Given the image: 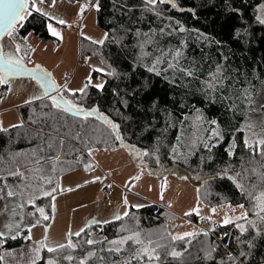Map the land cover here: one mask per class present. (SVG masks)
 <instances>
[{"label":"trees","instance_id":"1","mask_svg":"<svg viewBox=\"0 0 264 264\" xmlns=\"http://www.w3.org/2000/svg\"><path fill=\"white\" fill-rule=\"evenodd\" d=\"M99 5L97 22L106 30L108 39L99 45L82 37L80 55L99 57L110 67V72L104 74V88L97 89L90 83L85 93L61 94L85 109L98 107L100 113L120 125L123 139L116 140L110 126L95 116L87 120L73 116L51 107V101L44 97L19 107L23 127L0 131V168H11L20 161L35 169L51 162L48 157L59 155V162L53 159L56 172L51 174L58 177L62 172L89 166L83 162L85 158L82 161L79 158L88 148L113 149L125 145L148 172L155 173L160 166H178L189 172L202 203L242 204L248 220L256 219L251 210L254 201L247 193L256 196L264 191V157L254 155L245 146L243 120L250 90L264 79V24L256 19L262 13L264 0H172L154 6L148 5L147 0H99ZM48 23V17L32 10L16 28L14 42L29 55L26 41L29 33L44 40L54 38ZM177 50L181 55L173 59ZM157 59L159 63H155ZM170 63L173 67H169ZM154 65L156 71L150 72L148 69ZM218 67V79L213 81L212 74L217 73ZM209 83L214 88L209 89ZM6 88V84H0V97ZM199 109L205 111L208 127L204 133L187 132V138L191 136L188 149L180 139V130L189 126V116ZM213 131L220 135L214 136ZM37 132L42 135L37 136ZM77 133L79 140L74 138ZM234 134L236 143L231 148ZM49 136L56 141L63 139L64 145L54 143L51 149L47 148ZM174 147L176 153L172 151ZM133 148L148 155L137 156ZM17 153L24 155L16 156ZM40 157L44 159L35 164ZM42 171L38 177L44 176ZM57 180L60 179L55 184H59ZM54 183L44 187L50 189ZM237 184H243L246 191L241 192ZM52 204L51 197L36 200V205L44 207L50 217L41 220L45 224L51 221ZM128 212L129 216L111 219L108 224L85 226L79 237H72L77 244L75 249L66 247L57 252L43 249L35 264H47L50 259L57 264H80L84 259L86 264H122L139 246L130 241L120 253L109 252L114 246L108 241L133 231H139L145 241L151 239L162 245L158 249L160 264H233L229 254L236 258L235 264L264 262V222L258 221L259 232L245 221L239 224L248 230L241 233L233 222L217 224L211 232L198 231L199 235L192 238L172 241L168 233L175 235L170 226L177 215L167 207L149 202L144 207H130ZM189 217L199 220L195 214ZM26 233L25 228L15 239L10 238L12 235L3 238L0 256L2 248L23 245ZM93 233L99 235L96 239L99 243L88 245L85 241L92 239ZM188 239L190 244L186 243ZM213 247L212 259H207V252ZM172 250L182 252V256L167 255ZM241 251L247 255L241 257ZM89 252L95 255L88 256ZM68 255L73 260L64 259ZM132 264H147V260H133Z\"/></svg>","mask_w":264,"mask_h":264},{"label":"rangeland","instance_id":"2","mask_svg":"<svg viewBox=\"0 0 264 264\" xmlns=\"http://www.w3.org/2000/svg\"><path fill=\"white\" fill-rule=\"evenodd\" d=\"M94 4L90 0H57L56 5L52 7L50 2L44 1L38 6L67 22L59 24L55 20H49V23L61 33L63 39L54 36L52 40H44L34 33H29L26 36V41L30 48V54L28 55L24 50L17 53V56L24 57L25 64L39 65L50 73L62 94L77 92L72 90L82 88L88 82L89 76H91L93 85L105 82L104 74L110 72V67L101 58L96 56L81 57L80 55V39L82 37L99 40L103 39L106 33V30L98 25L97 9L93 6ZM81 8L84 9L83 13H81ZM20 23L21 21L17 23L16 28L20 26ZM4 40L9 47H15L16 43L10 41L7 36ZM96 68H103L105 71H95ZM6 85V92L0 97V111L5 107H12V112L18 113L17 108L26 104L25 101L35 95H41L43 92L37 81L31 77H13L11 84ZM253 86L255 85L251 87ZM9 87H11V91L8 90ZM249 97L252 103L249 102ZM205 114L202 109L196 110L189 116L191 121L189 126L181 128L180 139L186 147L190 146L188 142L191 140V136L187 138L189 130L204 133L208 127V118ZM19 116H21L20 113ZM21 120L23 121L22 117ZM7 127L10 126H3V128ZM243 129L245 131L244 140L249 142L257 139L264 132V79L248 94ZM236 135H233V140L229 145L231 148L235 146ZM68 137L71 136L68 135ZM193 138H195L194 135ZM79 158L81 161L85 158L83 162L90 167H78L68 172H62L58 177L54 176V181L60 179L57 180L59 186L65 190L60 191L59 196H56L58 193L55 195L53 202L56 207L47 233L45 232L47 224L44 222L31 228L30 233L28 231L24 234L25 238L31 235V239L26 238L23 245L15 248H2V264H33V261L38 260L35 252V249L39 247L37 242L43 240L45 235L48 237L50 246L59 243L66 244L69 231L73 233L79 231L92 223L93 220H111L115 215H122L124 211H128L132 205H145L149 202L159 203L177 215L170 226L171 232L175 235L201 230L211 231L217 224H224L223 220L226 217L233 219L234 223L246 221L234 219L247 211L245 207H239L242 204L224 203L210 206L202 203L199 199L198 186L189 172L178 166L170 168L160 166L155 173L148 172L143 163L138 164V159L125 145L113 149L93 148L91 154L88 151L81 152ZM53 167V160L39 166L40 169H43V175L50 176ZM136 176H139V179L133 180L132 178ZM95 177H101V179L95 180ZM69 188L72 191H67ZM106 188L111 189V194L108 199H103L102 194ZM125 197L128 200L127 205L124 204ZM5 203L6 201L0 200V209H3ZM196 208H199V214L192 211ZM34 210L31 205H26L23 209L24 222L29 226L37 219V216L28 215ZM186 213L198 215L199 220L190 218V215H186ZM209 217L210 219H208ZM17 219L18 217H12L10 212L0 213V231L5 232V237L18 236L15 229L9 232L4 227ZM66 223L67 225L64 226ZM24 229L20 231L19 235L23 233ZM3 238H0V247ZM98 238V234H92L93 240ZM258 264H264V262Z\"/></svg>","mask_w":264,"mask_h":264},{"label":"snow or ice","instance_id":"3","mask_svg":"<svg viewBox=\"0 0 264 264\" xmlns=\"http://www.w3.org/2000/svg\"><path fill=\"white\" fill-rule=\"evenodd\" d=\"M171 3L172 0H147L148 5H156L157 3ZM44 3V0H0V84H11V78L16 76H22V75H29L33 77L38 85L43 89V92L41 95H35L31 97L29 100L25 101V103H31L33 100H42L44 97H47L51 101V107L61 110L65 113H70L73 116L80 117L82 116L84 120H87L89 117L95 116L98 120H101L104 124L109 125L111 132L114 134L116 140H122L123 137L120 134V125L113 122L109 117L104 115L103 113L99 112L98 107H93L92 109H85L81 105H78L73 100L66 99L62 94L60 88L56 85L55 81L50 79L51 74L44 72L39 65H36L33 68H28L24 64V57L23 56H17V53L21 51L20 45L15 44L14 48H11L8 46V44L5 43L4 38L7 36L10 41L15 40L14 33L16 31V26L18 21H24L27 19V16H30L32 14V10H34L37 13H42L44 16L48 17L49 20H55L59 24H66L67 22L63 19H59L56 16L51 15L49 12L44 10L42 7L38 6ZM57 3V0H50V6L54 7ZM97 10H99V0H96V3L93 5ZM175 6V5H173ZM262 13L256 17L257 21L260 24H264V5H261ZM84 9L81 8V13H83ZM159 15V13H157ZM70 26V25H69ZM49 30L51 31V34L53 36H57L60 39H63L61 33L57 31L56 28L53 27L51 23L47 25ZM183 31V29H180ZM163 29H161V33L163 34ZM138 36L140 35L139 31L136 33ZM81 35H83V32H81ZM87 39L91 40L94 44L103 45L105 40L108 39V34L105 33L103 39L95 40L92 37H86ZM181 53L179 50L175 52V55L173 56V59H177L180 57ZM159 59L155 61V63H159ZM169 67H173V65L170 63ZM95 71L103 72L105 71L103 68H96ZM151 71H156L155 65L148 69ZM220 73V68H217V73L212 74V80L216 81L218 79V74ZM111 74V73H109ZM159 75V73L157 72ZM187 75H192L191 72H187ZM91 83V76L88 77V82L84 84V86L78 90H72V91H79L80 93H85V90L89 87ZM93 87L103 90L104 88V82L97 83L95 85H92ZM213 83H209L208 87L209 89L214 88ZM66 89V85L64 86ZM11 91V87L8 89ZM55 92V95H52L51 93ZM249 102L252 103L251 98L249 97ZM213 124L216 123V121H212ZM11 127H23V121L20 122L18 125H12ZM0 131H8V129H5L2 127V124H0ZM37 136L42 135V132H37ZM214 136H219V132L213 131ZM75 139H80V135L77 133L74 137ZM54 143H58L59 146H63L65 141L63 139H59L58 141L55 140L54 137L49 136L48 142L46 144V147L51 149L53 147ZM245 146L248 147L253 151V154H259L260 156L264 157V135L259 136L257 139L252 140L249 142L248 140L245 141ZM133 147V146H129ZM205 147H208L207 144H205ZM43 150V149H41ZM137 156H146L148 155L147 152H141L137 149H134ZM173 153L177 152V149L174 147L172 149ZM89 154H91L92 149L88 148ZM24 153H17L16 156H22ZM35 155V153H33ZM15 159V157H14ZM43 157H40L39 159H36L34 161L35 164H40L41 160H43ZM49 160H55L56 162L60 161V156L57 155L54 158L48 157ZM90 167V166H86ZM42 169L40 168H32L29 166L28 162H20L16 161L15 165L11 168H0V200L6 201L3 209H0V213L10 212L12 217L17 218L12 223L6 224L4 227L11 232L13 229L16 230V234L19 235L20 231H22L23 228H27L29 233L31 232V228L35 227L37 224L41 223V220L47 221L50 219L49 215L45 212L44 207H40L36 205V200L42 197H51L53 201H55V195L58 190L64 191L65 189L60 188L58 182L55 184V186L51 187L50 189L45 188V185H53L54 183V176L50 175H44L39 176L38 173H40ZM52 173L56 172V168L53 167L51 169ZM11 178V182H10ZM40 180V183H36L37 180ZM95 180H100L101 177H95ZM133 180L139 179V176L133 177ZM231 179L235 180L236 177H231ZM94 182V181H92ZM87 183V182H86ZM111 187V185H109ZM237 187L241 190V192H245L246 189L243 184H237ZM67 191H72V189H67ZM249 197H251L254 201L252 206V212L254 213L256 219L248 220V212L245 211L242 213L240 217H236L234 219H243L246 220L247 223L257 229L258 228V221L264 222V191L260 192L259 195L253 196L251 192L247 193ZM11 204V207H10ZM124 204H128L127 197L124 198ZM26 205H31L35 210L31 213H28L30 216H37L39 214L38 218L36 219L35 223L31 224L30 226L25 224L24 222V213L23 209L26 207ZM53 211H55V203L51 205ZM132 207L140 208L144 207V205H132ZM239 207L243 208V205H239ZM192 211L199 214V208L193 209ZM215 211V209H213ZM186 215H190V213H186ZM129 216V212L126 210L123 212V214H117L113 217L115 220H120L122 217ZM210 219V217L208 218ZM110 220H93L92 223L96 224H108L110 223ZM224 224L233 223V219L225 218L223 220ZM50 227V225L45 226V232L47 233V228ZM236 227L240 229L241 233L246 232L248 229L245 227L244 224H236ZM84 228H81L79 231L71 232L67 234V244L59 243L55 245H51L48 243V237L45 235L44 239L41 241H38L39 247L35 249V252L37 253V258H39V253L42 249H47L48 252H57L59 249L64 248H72L75 249L77 247V244L73 243L72 237L76 236L79 237L82 232H84ZM123 231H128V229H122ZM203 231V230H201ZM205 236L208 235L207 232L203 233ZM172 241H182L185 240V238H192L196 235H199L197 232H184L182 234H176L172 235L171 233H168ZM226 235V234H225ZM5 237V232L0 231V238ZM11 239H15L16 235H12L10 237ZM27 239H31V235L26 237ZM106 239V238H105ZM132 242L134 245H137V247L133 254L125 259L122 264H132L133 260H136L138 262L147 260V264H160V254L158 252V249L162 247V245L155 243L151 239H148L145 241L141 238V233L139 231H133L130 235L121 236L120 238L112 241H108L109 244L113 245L114 247L109 248V252H116L120 253L122 251V248L127 245L129 242ZM88 245H92L95 243H99V241L93 240L91 238L87 239L85 241ZM186 243L190 244L191 239H188ZM249 246H251V242L249 241ZM214 247L210 248V250L207 252L206 258L212 259V251H214ZM95 253L89 252L88 256H93ZM167 255H170L172 257H180L182 256V252L172 250L167 253ZM247 254L243 251L240 252L241 257H245ZM64 259L71 261L73 260V257L71 255H68L64 257ZM228 259L230 261H233V264H235V257H233L231 254H229ZM0 260H3V257L0 256ZM33 264H35V261H33ZM47 264H57V262L53 259L48 260ZM80 264H86V259L81 260Z\"/></svg>","mask_w":264,"mask_h":264},{"label":"crops","instance_id":"4","mask_svg":"<svg viewBox=\"0 0 264 264\" xmlns=\"http://www.w3.org/2000/svg\"><path fill=\"white\" fill-rule=\"evenodd\" d=\"M17 107H19V106H17ZM11 108L12 107H5L0 111V124H2V127L3 126H10L11 127L12 125H17L22 121L21 116H19V108H17L18 113L12 112L13 110ZM10 124H12V125H10ZM56 196H59V193ZM53 214H54V211H53ZM52 219H51L50 223L52 222ZM50 223H48L47 225H50ZM66 225H67V223L64 226H66Z\"/></svg>","mask_w":264,"mask_h":264},{"label":"water","instance_id":"5","mask_svg":"<svg viewBox=\"0 0 264 264\" xmlns=\"http://www.w3.org/2000/svg\"><path fill=\"white\" fill-rule=\"evenodd\" d=\"M19 22V21H18ZM25 64V63H24ZM28 68H33V67H35V66H31V65H27V64H25ZM41 67V66H40ZM41 69L44 71V72H46L42 67H41ZM48 73V72H47ZM16 77H31V76H29V75H22V76H16ZM31 78H33V77H31ZM50 79H52L53 80V78H52V76H50ZM52 95H55L56 93L55 92H53V93H51Z\"/></svg>","mask_w":264,"mask_h":264},{"label":"built area","instance_id":"6","mask_svg":"<svg viewBox=\"0 0 264 264\" xmlns=\"http://www.w3.org/2000/svg\"><path fill=\"white\" fill-rule=\"evenodd\" d=\"M111 194V189L106 188L102 194L103 199H108L109 195Z\"/></svg>","mask_w":264,"mask_h":264},{"label":"bare ground","instance_id":"7","mask_svg":"<svg viewBox=\"0 0 264 264\" xmlns=\"http://www.w3.org/2000/svg\"><path fill=\"white\" fill-rule=\"evenodd\" d=\"M198 216V215H197Z\"/></svg>","mask_w":264,"mask_h":264}]
</instances>
